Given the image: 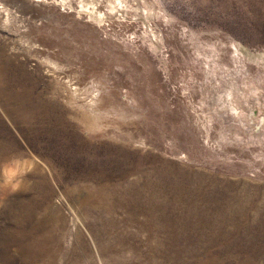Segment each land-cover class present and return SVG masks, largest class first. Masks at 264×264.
Segmentation results:
<instances>
[{
	"label": "rangeland",
	"instance_id": "obj_1",
	"mask_svg": "<svg viewBox=\"0 0 264 264\" xmlns=\"http://www.w3.org/2000/svg\"><path fill=\"white\" fill-rule=\"evenodd\" d=\"M147 1L0 0V264H264V0Z\"/></svg>",
	"mask_w": 264,
	"mask_h": 264
},
{
	"label": "bare ground",
	"instance_id": "obj_2",
	"mask_svg": "<svg viewBox=\"0 0 264 264\" xmlns=\"http://www.w3.org/2000/svg\"><path fill=\"white\" fill-rule=\"evenodd\" d=\"M108 3H109V9L111 10L110 13L112 12H118L119 13H129L128 11L130 9H132V7L137 10V9H140V11L142 12L143 11V15L142 17H146L147 20L151 17L152 14H155V10H156V5L155 4H151L149 3L147 0H120V3H117V0H107ZM134 2V3H133ZM136 2V3H135ZM90 5L87 6V10L89 9V13L93 14L96 18H99V19H103V17H106L108 15L111 16L110 13L108 12H102L99 8L98 5H100V0H90ZM108 5V4H106ZM121 5H123V7H121ZM139 11V12H140ZM90 14V15H91ZM124 14V13H123ZM140 14V13H139ZM115 15V14H114ZM149 22V21H148ZM153 28V27H152ZM149 34V33H148ZM151 47L152 49L154 50H159L161 49V40H162V34L161 33H157V31L155 30H152L151 32ZM243 71V70H242ZM241 76V75H240ZM229 79V78H228ZM232 80V79H231ZM237 82V81H236ZM234 83V82H233ZM232 83V84H233ZM231 84V83H229ZM236 87L238 88L237 84H235ZM231 86V85H230ZM233 86V85H232ZM229 87V86H228ZM259 87V86H258ZM233 88V87H232ZM231 89V88H230ZM236 89V88H235ZM246 89V88H245ZM244 89V91H245ZM241 90V89H240ZM239 90V91H240ZM238 91V92H239ZM243 91V90H242ZM243 91V92H244ZM228 92V91H227ZM237 92V93H238ZM247 91H245L244 93H246ZM234 89H232L230 91V93H226V97L224 96L223 99L219 98L222 100V105L227 109V111H234L237 112V113H242L243 112V109L239 106V103H238V98H240L241 94L238 93L237 94ZM240 94V95H239ZM249 94V93H248ZM224 95V94H223ZM238 95V97H237ZM247 95V94H246ZM245 95V97H246ZM259 95V94H258ZM244 96V95H243ZM242 96V97H243ZM262 96V95H261ZM218 97H216L215 99H217ZM262 98V97H261ZM260 96L257 97V99H261ZM217 99V100H219ZM245 101V99L243 100V102ZM216 103V101H215ZM243 104V103H242ZM244 105V104H243ZM246 106V105H245ZM246 109V107H245ZM247 112V111H245ZM233 113V112H232ZM250 114V113H249ZM248 117V116H247ZM264 124V123H263ZM261 132V131H260ZM263 133V132H262Z\"/></svg>",
	"mask_w": 264,
	"mask_h": 264
},
{
	"label": "snow or ice",
	"instance_id": "obj_3",
	"mask_svg": "<svg viewBox=\"0 0 264 264\" xmlns=\"http://www.w3.org/2000/svg\"><path fill=\"white\" fill-rule=\"evenodd\" d=\"M117 3H120V0H117ZM121 7H123V5H121ZM257 103H259V100H257ZM262 123H264V117L261 118Z\"/></svg>",
	"mask_w": 264,
	"mask_h": 264
}]
</instances>
